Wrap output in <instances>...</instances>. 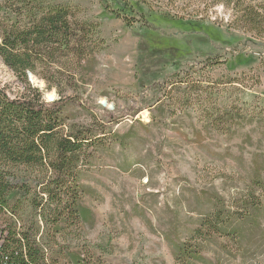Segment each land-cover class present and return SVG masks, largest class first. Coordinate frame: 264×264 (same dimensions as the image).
Listing matches in <instances>:
<instances>
[{
	"label": "rangeland",
	"instance_id": "374dc122",
	"mask_svg": "<svg viewBox=\"0 0 264 264\" xmlns=\"http://www.w3.org/2000/svg\"><path fill=\"white\" fill-rule=\"evenodd\" d=\"M245 1L256 6L260 0ZM52 2L68 6L79 19L97 26L98 67L82 103L102 121L108 114L116 119L108 128L119 137L132 135L126 149L111 146L101 152L85 175L82 202L92 211L94 224L77 229L71 224L65 238L52 237L54 264H65L66 249L99 256L107 264H176L168 239L177 244L187 241L188 231L206 210L205 200L214 193L230 207L233 199L243 198L259 210L242 228L241 245L216 238L203 258L211 264H264V192L246 186L252 159H259L264 177L263 42L229 27L231 11L221 4L212 6L211 0ZM121 18L137 22L128 26ZM141 18L150 27L143 26ZM175 73L178 79L169 78ZM165 79L198 81L208 88L201 97L207 99L203 105L192 102L186 111L178 107L172 118L184 133L201 131L203 148L176 137L165 126L142 128L139 123L151 121L149 110L132 115L139 107L168 101L164 91L151 89ZM28 80L47 103L58 98L42 80L35 76ZM233 80L232 85L224 83ZM0 86L11 96L20 93L21 84L1 60ZM212 105L216 116L230 107L253 116V121L232 137L212 128L205 132L204 116ZM78 116L85 121L84 113ZM23 205L26 214L33 215ZM47 230L44 226L43 233Z\"/></svg>",
	"mask_w": 264,
	"mask_h": 264
},
{
	"label": "trees",
	"instance_id": "16d2710c",
	"mask_svg": "<svg viewBox=\"0 0 264 264\" xmlns=\"http://www.w3.org/2000/svg\"><path fill=\"white\" fill-rule=\"evenodd\" d=\"M211 4L231 11L229 27L264 45V0L256 6L245 0H211ZM121 19L128 26L137 22ZM97 34L95 24L52 0H0V60L21 84L15 97L0 86V264H54L51 238H65L71 224L76 229L94 224L92 211L82 202L87 193L85 175L93 170L101 152L111 146L126 149L132 141V135L119 137L108 128L117 122L111 115L102 121L82 103L98 67L101 42ZM28 76L42 80L46 90H53L58 98L47 103ZM173 77L180 76L175 73L169 78ZM224 83L232 85L235 80ZM151 89L164 91L168 101L134 109L133 116L150 111L148 125H139L146 130L152 125L165 126L176 137L203 148L201 131L184 133L172 118L178 107L186 111L192 102L203 105L207 99L201 97L208 88L203 89L198 81L169 83L165 79ZM211 107L204 116V131L212 128L232 137L253 121V116L230 107L216 116L215 106ZM79 113L86 115L85 121ZM260 164L259 159H252L246 186L264 192ZM13 194L17 195L14 201L10 199ZM23 203L33 215L26 214ZM205 203L206 210L194 230L188 231L187 241L177 244L168 239L176 264H211L202 255L216 238L241 245L242 228L252 223V213L259 210L256 203L243 198L233 199L230 207L215 193ZM44 226L48 227L46 234ZM62 254L65 264H107L90 253L66 249Z\"/></svg>",
	"mask_w": 264,
	"mask_h": 264
}]
</instances>
